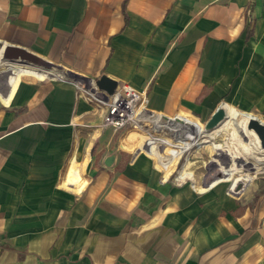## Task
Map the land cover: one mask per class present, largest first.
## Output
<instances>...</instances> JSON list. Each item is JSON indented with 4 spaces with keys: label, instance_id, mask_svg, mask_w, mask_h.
<instances>
[{
    "label": "crops",
    "instance_id": "obj_1",
    "mask_svg": "<svg viewBox=\"0 0 264 264\" xmlns=\"http://www.w3.org/2000/svg\"><path fill=\"white\" fill-rule=\"evenodd\" d=\"M0 42L58 70L0 74V264H264V178L234 163L264 164L245 127L264 122V0H0ZM101 75L172 140L128 148L85 93ZM219 107L196 146L234 151L216 166L240 191L171 181L192 117Z\"/></svg>",
    "mask_w": 264,
    "mask_h": 264
},
{
    "label": "rangeland",
    "instance_id": "obj_2",
    "mask_svg": "<svg viewBox=\"0 0 264 264\" xmlns=\"http://www.w3.org/2000/svg\"><path fill=\"white\" fill-rule=\"evenodd\" d=\"M6 63V62H5ZM27 65V64H26ZM34 68V67H33ZM45 69H51L53 72L57 69L49 66L43 67ZM54 69V70H53ZM3 73H12L16 75L14 72L11 71H0V74ZM22 77H31L30 75H21ZM95 92L91 90H85V93L92 99V101L96 104H98V98H101L100 92H97L96 89H94ZM96 104V105H97ZM101 106L105 109L106 113L108 111L107 107L105 105H97ZM140 104H137L136 109L139 110V113L141 116L149 115L144 109L140 108ZM128 112V113H127ZM127 113V114H126ZM125 120L122 126L116 127V125L109 124L104 120V123L109 125L113 128H119V131L122 133L123 136L122 139L127 140V136L130 134H134L135 138L129 142V147L132 146L136 147L137 145L141 144L143 142L144 137H150V136H168V129L164 125H154L153 123L144 120V119H137L133 120L130 117H133L135 115L134 111L128 110L126 111ZM130 116V117H129ZM203 124V122L199 121L197 118L192 117L191 122V138L188 143V147L186 151L183 153L182 157L180 158L176 169L170 175L168 178L171 181H174L176 183L179 182H189L192 186L198 187L200 189L204 187H208L211 182L217 180V179H223L227 178L229 179V183L233 185L234 190L240 191L238 182L236 183L235 180L239 177H241V173H236L230 176L225 175L222 171V168H219V166H216V164L221 163L225 168L230 165V158L229 156L232 155L234 151L229 152L230 154H226V152L222 150H215L213 149L212 145L209 143L201 144L199 146H196L197 143V137L200 134L201 130H198L195 128V126H199ZM242 138V137H241ZM226 139L224 132H218L215 136V141L222 143ZM244 140V137L242 138ZM128 143V141H126ZM131 149V148H130ZM244 158H240L237 160L239 165L235 164V167L238 171H242V173H247L251 176L250 179H256L259 177L264 178V164L258 162L254 158H248L243 156ZM179 170H182L181 173H179ZM191 173L193 180L189 179L188 177L184 176L185 173ZM232 188V187H231Z\"/></svg>",
    "mask_w": 264,
    "mask_h": 264
},
{
    "label": "water",
    "instance_id": "obj_3",
    "mask_svg": "<svg viewBox=\"0 0 264 264\" xmlns=\"http://www.w3.org/2000/svg\"><path fill=\"white\" fill-rule=\"evenodd\" d=\"M2 47V58L11 61V62H19L22 64L33 65L37 67H45L49 66L45 61L40 59L39 57L35 56L34 54L30 53L29 51L21 48H17L6 43L0 42V48ZM95 86L97 89L104 91L107 94H112L116 85L117 81L113 80L105 75H101L98 79L94 81ZM161 118L167 119L168 117L162 116ZM225 118V113L223 111V107H219L216 111L211 115L210 119L201 124L195 126L196 129L201 131H208L210 128L215 126L218 122ZM247 131H252L258 141L259 146L264 149V122L259 120L256 117H250L246 123Z\"/></svg>",
    "mask_w": 264,
    "mask_h": 264
},
{
    "label": "built area",
    "instance_id": "obj_4",
    "mask_svg": "<svg viewBox=\"0 0 264 264\" xmlns=\"http://www.w3.org/2000/svg\"><path fill=\"white\" fill-rule=\"evenodd\" d=\"M101 96L98 101L108 109L104 120L116 127L123 125L128 108H136L137 104L142 106L144 99L143 93L136 91L126 82H117L112 94L101 91Z\"/></svg>",
    "mask_w": 264,
    "mask_h": 264
},
{
    "label": "bare ground",
    "instance_id": "obj_5",
    "mask_svg": "<svg viewBox=\"0 0 264 264\" xmlns=\"http://www.w3.org/2000/svg\"><path fill=\"white\" fill-rule=\"evenodd\" d=\"M1 53H2V47L0 48V71H6L7 70V71L14 72L16 75H19V76H21V75H32V76H37V77H39V76H41L43 74L54 73L51 69L47 70V69H45L43 67L33 68L32 66H29V65H26V64H22V63H19V62L7 61V60L2 58V56H1L2 54ZM55 73H57V71ZM52 75H54V74H52ZM128 109L131 110V111H134V108H132V107H129ZM134 112H135V114L137 113L136 109H135ZM130 118H132V117H130ZM163 137H167V138L172 140V137L169 135V133H168V136H163ZM243 156H245V155L240 153V154H238L237 158L238 159L244 158ZM245 157L250 158L249 156H245ZM238 159L234 160V163H236L237 165H239V163L237 162Z\"/></svg>",
    "mask_w": 264,
    "mask_h": 264
}]
</instances>
